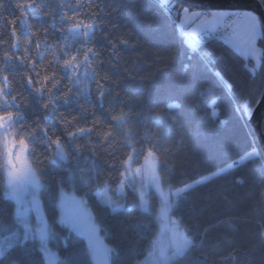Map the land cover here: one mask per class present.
<instances>
[{"label":"clouds","instance_id":"clouds-1","mask_svg":"<svg viewBox=\"0 0 264 264\" xmlns=\"http://www.w3.org/2000/svg\"><path fill=\"white\" fill-rule=\"evenodd\" d=\"M15 3L19 15L9 21L12 26L7 34L2 23L6 17L0 15V201L10 205L0 220L27 228L29 204L38 212L44 200L60 208L71 195L83 212L72 218L61 213L57 223L78 234L87 233L88 239L78 253L65 257L62 264H114L120 247L105 244L97 235L98 224L87 208L86 199L90 193L95 194L99 207L112 216L125 211L124 203L103 195L114 182L110 173L101 170L100 165H105L118 170L115 181H118L119 200H123L125 186L139 184L143 192L133 207L148 231L143 235L136 231L127 242L130 251L135 253L140 250L142 240L145 255L142 260L130 256L128 264H226L228 261L243 264V257L264 245V196H254L256 187H250L246 193L248 201H241V207L230 201V211L214 225H191L175 215L181 206L176 194L187 199V192L198 187L193 184L184 189L172 185L170 177L177 162L176 154L186 147V139L201 137L218 119L214 109L217 98L212 95L211 85H181L178 95L184 97L183 102L173 98L159 107L144 109L127 108L124 102L111 103L116 93L105 109L107 115L97 114L94 104L84 105L79 97L87 96L88 82L82 79L84 76L96 78L97 100L101 104L104 93L109 91L100 83L108 77L100 75V52L95 44L101 31L102 22L98 17L103 7L96 0H47L50 6L42 5L40 0H15ZM71 8L77 11L71 12ZM3 9L4 3L0 0V13ZM57 11L62 23L56 22ZM45 19L46 25L37 24ZM17 21L27 26V34L15 27ZM192 26L201 37L215 35L222 39L231 53L243 61L240 68L246 79L241 76L231 86L241 88L245 104H258L264 99V47L257 44L260 34L256 28L237 34L230 31L231 23L224 20L210 27L193 21ZM201 56L205 66L211 59L225 72L231 71L224 51ZM213 74L221 83L227 79L220 71ZM33 99L39 106V115L30 111ZM70 102L76 103L79 111L61 109V104ZM185 105L196 117L191 132L177 115ZM50 116L59 125L58 129L50 123ZM148 153L157 163L153 175L144 173L143 157ZM250 159L264 175V158L256 152ZM137 160L139 173L133 167ZM46 165L67 173V177L56 178L59 190L56 198L50 195L52 184L46 175ZM65 182L70 192L63 186ZM225 183L235 188L243 186L245 178L237 176ZM258 186L264 187V182ZM150 187L155 190V204L148 193ZM165 214L169 224H181L182 244L173 243L170 228L165 226ZM213 228L219 229L218 239L207 244V234ZM242 228L255 241L251 247L241 241ZM37 230L45 244L48 235H57L51 224H43ZM249 264H252L251 257Z\"/></svg>","mask_w":264,"mask_h":264},{"label":"trees","instance_id":"trees-1","mask_svg":"<svg viewBox=\"0 0 264 264\" xmlns=\"http://www.w3.org/2000/svg\"><path fill=\"white\" fill-rule=\"evenodd\" d=\"M96 2L104 9L98 17L102 24L95 41L100 52L99 72L101 76L108 77L107 80H100V83L104 84L109 91L104 93L102 97L104 103L101 104L97 100L96 78L84 76L82 79L88 84L87 96L79 97L82 104H94V112L106 116L105 109L108 107L110 98L116 93L118 95L111 103L124 102L127 108L144 109L159 107L173 98H179L183 102L184 97L178 95L181 85H211L212 95L217 98L214 109L218 112V119L216 124L205 131L201 137L185 140L186 147L175 157L177 162L170 177L172 185L180 188L228 163H235L237 157L251 149L264 158V153L259 149L257 138L247 119L256 103L246 105L241 88L238 85L231 86L241 76L246 79V74L240 68L243 61L231 53L222 39L216 36L202 37L194 44L189 43L177 23L178 11L185 6L173 0H96ZM261 2L264 6V0ZM3 3L4 9L0 15L6 17L2 23L3 31L7 34L8 28L12 26L9 21L15 19L19 12L15 0H3ZM40 3L50 6L47 0H40ZM170 6L175 9V14L170 13L168 9ZM97 10L100 11V9ZM70 11L75 12L77 9L71 8ZM56 22L62 23L59 11L56 13ZM46 23V19L37 21V24L46 25ZM15 27L22 28V34H27V26L20 21L16 22ZM113 44L116 45L115 48ZM257 44L264 47L263 29ZM220 51L228 55L230 72H225L219 64L212 63L211 59L205 66L201 54H215ZM182 69L185 70L182 71ZM217 71L227 77L224 83H221L213 74ZM32 105L30 111L39 115V106L35 104L34 99ZM61 109L76 112L79 111V106L70 102L67 105L61 104ZM177 115L180 116L185 129L191 132L196 124V117L188 106L185 105L180 109ZM49 121L54 127L59 128L51 116ZM261 129L264 133V119ZM146 156L143 157V163ZM82 163L86 162L82 161ZM139 166L140 161L137 160L133 167L136 169ZM100 168L110 173L114 180L111 189L106 193L107 197L114 198L118 203H124L125 211L117 216L109 215L106 210L99 207L97 196L92 193L86 197L87 208L95 217L105 243L120 247V253L115 256L114 264H128L129 257L132 255H135L137 260H142L145 255L144 242L141 240L140 250L135 253L130 251L127 242L136 231H140L142 235L148 231L133 207L139 201L137 192L133 190L134 187L125 186L123 200H119V194L116 191L118 181H115L118 170L105 165H100ZM46 169V175L52 184L50 195L56 198L59 196L56 178L67 177V173L55 166L46 165ZM222 172L225 175L221 176ZM222 172L196 184L198 187L194 191L187 192V199L177 193L181 206L175 215L183 217L191 225L200 227L206 224L214 225L230 211V201L236 207L242 206L241 201L247 203L246 193L250 187H256L257 190L254 193L256 198L264 196V187L258 186L264 182V175L258 169L257 163L250 158L235 163ZM237 176L245 178L244 185L230 188L225 181L234 180ZM63 186L70 192L66 182ZM149 196L155 204L156 194L153 190H150ZM9 208L10 205L0 201V217H4ZM40 209L45 224H51L53 232L57 234L46 237V247L56 253L62 263L65 257H71L73 253H78L82 249L86 242L85 237L57 223L60 217L59 208L52 207L47 200L42 201ZM179 226L183 232L181 224ZM218 231L219 229L213 228L208 232L207 244L218 239L216 235ZM240 238L246 247H251L255 243L249 231L243 228ZM41 247L42 244L37 238L26 235L22 225L0 220V264H46ZM249 257L252 258V264H264V245L251 250L249 256L243 257V264H249ZM226 264H231V261Z\"/></svg>","mask_w":264,"mask_h":264},{"label":"rangeland","instance_id":"rangeland-1","mask_svg":"<svg viewBox=\"0 0 264 264\" xmlns=\"http://www.w3.org/2000/svg\"><path fill=\"white\" fill-rule=\"evenodd\" d=\"M227 13V14H231L232 10H212L211 15L213 13ZM187 13H191L192 15L194 14L193 18H191L192 15H189ZM178 26H180V28L182 29V31L185 30L184 32V37L185 39L189 42V40L192 42L195 39H197V37H193V40L190 39V36L188 34H191V32H189V28H192V23L190 19H194L195 18V22H201L202 20H206L209 19L210 17H205L202 18L200 17L199 14V10L197 9H192L190 10L187 7H182L180 8V10L178 11ZM186 15V16H184ZM213 17V16H211ZM218 19V18H217ZM233 24H238V29L240 30V32L245 33L246 31H248L249 29L255 27L256 30L259 32V36H261L262 33V26L260 23L259 18L257 17V15L251 11H247V10H241V16L239 18H235L233 19ZM196 34L198 35L199 33L196 32ZM201 35L200 37H198V41L201 39ZM189 42V43H191ZM195 42V41H194ZM255 154V150L251 149L247 152H245L244 154H242L241 156L237 157V160L235 163H240L243 162L245 160H247L248 158H250L252 155ZM151 156V153H148L145 160H144V173L145 175H153L156 171L155 168V160L150 159L149 157ZM235 163L231 162L228 163L227 165L209 172L185 185H183L180 188H184L187 189L188 186L193 185V184H198L201 182H204L205 180H208L209 178L219 174L220 172L230 168L231 166H233ZM137 173H139V168H136ZM133 187L136 189L138 198L140 199L143 196V192L140 190V185L136 184L133 185ZM150 190H153L155 192V190L153 188H149L148 189V193L150 192ZM105 197H107L106 193L103 194ZM108 198V197H107ZM114 199V198H111ZM115 200V199H114ZM22 211H24V206H21ZM27 216L29 219V227L25 228L23 225V228L25 230L26 235H28L29 237L32 238H37V240H39L41 242V236L39 231L37 230L38 227H41L43 224H45L44 222V216L42 214L41 209L37 210V208L31 204H29L27 206ZM83 209L81 207H79L76 202L74 201V199L71 197V195H69V197L67 199L64 200L62 206L59 208V213L61 216V213H64L67 217L72 218L74 216H76L78 213H82ZM38 216H39V221H38ZM164 222H165V226L167 228H170V236L172 238L173 243L179 245L182 244L184 242V234L179 226V223L173 222L171 224L168 223V218L167 215H164ZM89 223H92L91 221ZM97 235L101 238L102 235L99 231V229L97 228ZM82 236L85 237V240L88 239L87 237V233L83 234ZM103 242L105 243L104 239ZM42 252L44 255V260L46 264H62L60 259L58 258V256L56 255V253H54L53 251L49 250L46 246L45 243H42ZM106 244V243H105Z\"/></svg>","mask_w":264,"mask_h":264},{"label":"water","instance_id":"water-1","mask_svg":"<svg viewBox=\"0 0 264 264\" xmlns=\"http://www.w3.org/2000/svg\"><path fill=\"white\" fill-rule=\"evenodd\" d=\"M175 3L189 9L197 10H247L255 13L260 20L264 31V6L261 0H173ZM256 138L259 149L264 153V133L261 123L264 119V99L255 104L248 117Z\"/></svg>","mask_w":264,"mask_h":264},{"label":"crops","instance_id":"crops-1","mask_svg":"<svg viewBox=\"0 0 264 264\" xmlns=\"http://www.w3.org/2000/svg\"><path fill=\"white\" fill-rule=\"evenodd\" d=\"M187 14H189V15H192L191 13H187ZM184 16H186V15H184ZM193 16H194V14L191 16V18H193ZM212 15L210 14L209 16H207V17H210L209 19H206V20H202L201 22H197V23H201V24H203L205 27H210V26H212V25H214L215 23H217V22H219V21H221L219 18L216 20V22L215 23H211V21L213 20V17H211ZM227 16V15H226ZM226 16H224V17H226ZM223 17V18H224ZM205 18V17H204ZM191 20V23L195 20V18L194 19H190ZM223 20V19H222ZM233 21V20H232ZM193 24V23H192ZM179 28H180V26H179ZM181 29V28H180ZM181 31H182V29H181ZM189 32H191V34H188L189 36H190V39L191 40H193V37H197V39H198V37H200V34H196V32L197 33H199L193 26H192V28L190 27L189 28V30H188ZM230 31H234L235 33H237V34H242V32H240V30L238 29V24H233V22H231V29H230ZM183 33V35H184V32H185V30L184 31H182ZM197 39H195L194 41H190L189 40V42H191V44H194V43H196L198 40Z\"/></svg>","mask_w":264,"mask_h":264},{"label":"built area","instance_id":"built-area-1","mask_svg":"<svg viewBox=\"0 0 264 264\" xmlns=\"http://www.w3.org/2000/svg\"><path fill=\"white\" fill-rule=\"evenodd\" d=\"M171 14H175V9L173 7H168ZM212 10H199L200 17L204 18L211 14ZM241 16L240 10H232L231 14H228L226 17L223 18L224 21L232 22L233 19L239 18ZM215 36V35H214ZM217 37V36H216Z\"/></svg>","mask_w":264,"mask_h":264},{"label":"snow or ice","instance_id":"snow-or-ice-1","mask_svg":"<svg viewBox=\"0 0 264 264\" xmlns=\"http://www.w3.org/2000/svg\"><path fill=\"white\" fill-rule=\"evenodd\" d=\"M228 15L227 13H223V12H220V13H213L212 16H213V20L211 21V23H215L217 18H219L221 21L223 19L224 16Z\"/></svg>","mask_w":264,"mask_h":264}]
</instances>
